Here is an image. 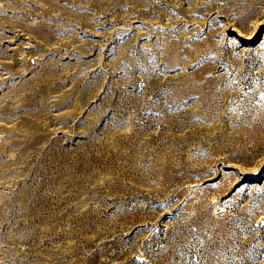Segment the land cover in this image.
I'll use <instances>...</instances> for the list:
<instances>
[{"label":"rangeland","instance_id":"rangeland-1","mask_svg":"<svg viewBox=\"0 0 264 264\" xmlns=\"http://www.w3.org/2000/svg\"><path fill=\"white\" fill-rule=\"evenodd\" d=\"M0 264H264V0H0Z\"/></svg>","mask_w":264,"mask_h":264}]
</instances>
